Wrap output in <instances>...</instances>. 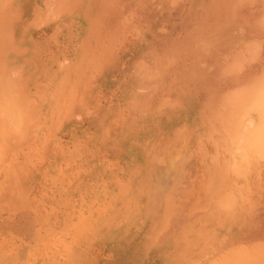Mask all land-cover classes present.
Returning <instances> with one entry per match:
<instances>
[{
    "label": "rangeland",
    "instance_id": "1",
    "mask_svg": "<svg viewBox=\"0 0 264 264\" xmlns=\"http://www.w3.org/2000/svg\"><path fill=\"white\" fill-rule=\"evenodd\" d=\"M39 12V62L0 75V264H229L264 246V0Z\"/></svg>",
    "mask_w": 264,
    "mask_h": 264
},
{
    "label": "crops",
    "instance_id": "2",
    "mask_svg": "<svg viewBox=\"0 0 264 264\" xmlns=\"http://www.w3.org/2000/svg\"><path fill=\"white\" fill-rule=\"evenodd\" d=\"M43 2L44 0H0V75L16 71L23 76L25 52L34 54V63L39 62V11Z\"/></svg>",
    "mask_w": 264,
    "mask_h": 264
},
{
    "label": "bare ground",
    "instance_id": "3",
    "mask_svg": "<svg viewBox=\"0 0 264 264\" xmlns=\"http://www.w3.org/2000/svg\"><path fill=\"white\" fill-rule=\"evenodd\" d=\"M261 11H262V10H261ZM262 86H264V78H263V85H262ZM262 88H263V87H261L260 89L262 90ZM261 90L259 91V92H260V95L258 94V92H257V94L260 96V99L262 100L263 96H261V95H264V94H263V93H264V91H263L264 89H263L262 91H261ZM261 93H262V94H261ZM263 99H264V98H263ZM262 102H263V103H262ZM261 104H262V105H261ZM263 105H264V100L260 101V105H259V106L262 107ZM261 107H259V110H260ZM263 107H264V106H263ZM257 109H258V108H257ZM262 109H263V108H262ZM261 111H262V110H261ZM258 115H259V114H258ZM260 115H261V114H260ZM262 115L264 116V114H262ZM262 123H263V121H261V124L259 123V124H260L259 126L262 127ZM263 127H264V124H263ZM257 128H258V127H257ZM259 129H260V128H259ZM259 129H258V131H257L258 133H259ZM256 130H257V129H256ZM260 130H261V129H260ZM262 130H263V131H261V132L263 133V132H264V128H263ZM257 135H258V134H257ZM257 135H256V136H257ZM263 135H264V133H263ZM260 136H261V135H260ZM256 138H258V137H256ZM263 141H264V140H263ZM261 143H262V141H261ZM261 143H260V145H262ZM263 143H264V142H263ZM254 145H255V143H254ZM221 146H222V145H221ZM222 147H223V146H222ZM249 148H250V147H248V149H249ZM256 148H259V147H256ZM219 149H221V148H219ZM250 149H251V148H250ZM253 150L255 151V148H254ZM253 150H252V153H254ZM249 151H250V150H249ZM247 152H248V151H247ZM247 152L245 153V155L247 154ZM258 152H259L260 155L264 153L263 151H262V152H263V153H262L260 150H258ZM220 153H221V152H220ZM257 154H258V153H257ZM254 155H256V151H255V154H254ZM258 156H259V155H258ZM258 158H259V157H258ZM258 158H256V160H258ZM261 158H262V157H261ZM261 162H262V161H261ZM263 163H264V162H263ZM263 163H262V165H263ZM263 166H264V165H263ZM260 168H261V167H260ZM263 168H264V167H263ZM219 169H220V168H219ZM220 170H221V169H220ZM224 170H225V169H224ZM227 170H228V169H227ZM227 170H225V171L227 172ZM259 170H260V169H259ZM262 170H263V169H262ZM227 173H228V172H227ZM218 175H219V174H218ZM262 176H263V175H262ZM216 177H217V176H216ZM257 178H258V177H257ZM260 178H261V177H260ZM215 179H216V178H215ZM220 179H221V178H220ZM210 181H211V180H210ZM213 181H214V180H213ZM223 181H224V180H223ZM262 181H263V180H262ZM211 182H212V181H211ZM211 182H209V183H211ZM255 182H256V181H255ZM218 183H219V182H218ZM206 184H207V183H206ZM211 184H212V183H211ZM203 185H204V184H203ZM226 185H227V184H226ZM227 187H228V186H227ZM227 187H226V188H227ZM242 187H243V186H242ZM207 188H208V187H207ZM224 188H225V187H224ZM252 188H253V187H252ZM247 189H248V186H247ZM260 189H262V188H260ZM252 190H253V189H252ZM247 191H250V190H247ZM255 192H256V191H255ZM253 193H254V192H253ZM224 194H225V196H222V199H224V198L226 197V195L228 196L227 192L224 193ZM250 194H251V193H250ZM220 195H222V194H220ZM215 196H216V195H215ZM223 197H224V198H223ZM220 198H221V197H220ZM222 199H220L221 202H224V201H225V203H226V201H227V203H228V200H225V199H224V201H223ZM227 199H228V198H227ZM216 201H217V200H216ZM247 201H248V200H247ZM247 201H246V202H247ZM227 203H226V204H227ZM233 203H234V202H233ZM253 203H254V202H253ZM238 204H239V203H238ZM226 206H227V205H226ZM223 208H224V207H223ZM178 209H179V208H178ZM206 213H207V212H206ZM257 240H258V239H257ZM262 240H263V239H262ZM259 242H260V241H259ZM248 243H249V242H248ZM250 243H251V242H250ZM255 243H256V242H255ZM243 245H244V244H243ZM254 245H255V244H254ZM255 246H256V245H255ZM258 246H259V247H257L258 249L255 248V249H252V250H256V251H257V250H259V251L261 250L260 253H259V251H258V253H257L256 251H254V252H256L257 254H261V255L258 256V255L255 254L254 252H252V253H254V255L258 256L259 258H261V256H262V258L259 259V258L256 257V256L254 257V255L250 252V253L253 255V257H252V258L250 257L249 259L258 258V259H256V260H257V261L260 260V262H261L262 260H264V259H263V257H264V255H263V254H264V246L262 245V242H261V246H263V247H261L260 245H258ZM249 247H251V246H248V248H249ZM260 247H261V248H260ZM227 248H228V247H227ZM251 248H252V247H251ZM259 248H260V249H259ZM262 249H263V250H262ZM222 250H223V248H222ZM242 250H243V251L246 250L248 253H245V255H244V252H241V254L243 253V255H240V257H239L240 260H237V259H236L237 257H236V256H233L232 258L235 257V259H233L235 262H234L233 260H232V261L230 260L231 262H229V264H231V263H233V262H234L233 264H236V263L238 264V262H240L239 264H243V263H244L243 260L245 261L244 264L247 263V261H248V260H247L248 257L251 256V255L249 254V251H252V250H248L247 247L244 248V249H242ZM242 250H241V251H242ZM213 251H214V250H213ZM216 251H217V250H216ZM246 251H245V252H246ZM218 252H219V251H218ZM225 252H228V249H227V251L225 250ZM239 252H240V251H239ZM262 252H263V253H262ZM219 254H220V252H219ZM222 254H223V253H222ZM238 254H239V253H238ZM246 255H249V256L246 258ZM219 256H221V254H220ZM222 256H223V255H222ZM222 256H221V257H222ZM224 256H225V255H224ZM227 256H228V255H226L225 257H227ZM237 256H239V255H237ZM243 256H244V257H243ZM242 257H243V258H242ZM218 258H219V257H218ZM241 258H242L243 260H242ZM245 258H246V259H245ZM223 260H224V259H223ZM225 260H226V259H225ZM227 260H228V259H227ZM236 260H237V262H236ZM241 260H242V262H241ZM213 261L215 262V260H213ZM253 261H254V259H253ZM257 261H255V263H257ZM216 262H217V261H216ZM220 262H221V259H220ZM260 262H259V263H260ZM255 263H254V264H255ZM259 263H257V264H259ZM222 264H223V261H222ZM224 264H225V261H224ZM248 264H253V263H252V262H248ZM260 264H264V261L261 262Z\"/></svg>",
    "mask_w": 264,
    "mask_h": 264
}]
</instances>
